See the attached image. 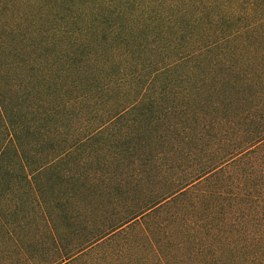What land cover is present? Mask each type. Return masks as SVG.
<instances>
[{
    "label": "trees",
    "instance_id": "1",
    "mask_svg": "<svg viewBox=\"0 0 264 264\" xmlns=\"http://www.w3.org/2000/svg\"><path fill=\"white\" fill-rule=\"evenodd\" d=\"M0 264H264V0H0Z\"/></svg>",
    "mask_w": 264,
    "mask_h": 264
}]
</instances>
